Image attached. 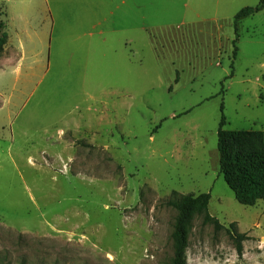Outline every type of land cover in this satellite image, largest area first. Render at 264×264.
I'll use <instances>...</instances> for the list:
<instances>
[{
    "label": "rangeland",
    "instance_id": "obj_1",
    "mask_svg": "<svg viewBox=\"0 0 264 264\" xmlns=\"http://www.w3.org/2000/svg\"><path fill=\"white\" fill-rule=\"evenodd\" d=\"M138 1L132 63L84 83L52 59L29 89L15 61L0 70V264H170L174 193L211 194L221 227L195 219L188 264H264V203L237 202L218 152L223 114L264 133V11L239 23L233 59L234 18L261 0ZM263 150L252 134L227 146Z\"/></svg>",
    "mask_w": 264,
    "mask_h": 264
},
{
    "label": "crops",
    "instance_id": "obj_2",
    "mask_svg": "<svg viewBox=\"0 0 264 264\" xmlns=\"http://www.w3.org/2000/svg\"><path fill=\"white\" fill-rule=\"evenodd\" d=\"M12 4L14 10L4 12L8 39L0 70L15 61L20 76L26 71L25 89L37 72H48L52 59L67 61L69 75L83 77L86 83V77L96 81L105 75L108 59L132 63L137 56L133 44H137L138 0H18Z\"/></svg>",
    "mask_w": 264,
    "mask_h": 264
},
{
    "label": "trees",
    "instance_id": "obj_3",
    "mask_svg": "<svg viewBox=\"0 0 264 264\" xmlns=\"http://www.w3.org/2000/svg\"><path fill=\"white\" fill-rule=\"evenodd\" d=\"M264 11V0L255 7H247L241 10L234 18L235 40L233 41V59L239 52L240 42L239 23L246 18L252 17ZM5 29V28H4ZM5 31L0 37V54L7 44ZM234 63L231 64V75L233 77ZM224 108L222 107V112ZM227 125L224 114L218 130V152L220 154V173L231 191L235 194L239 204L254 207L259 202L264 203V150L261 152H250L242 156H229L227 146L230 142H237L241 138L252 134L257 136L261 142L264 141L263 132H244L225 130ZM211 194L203 193L198 196L178 195L174 193L166 205L177 212L174 225V258L170 264H188L187 251L189 247L190 233L196 218H202L204 224H212L220 229L219 221L210 214L209 205ZM232 233L243 240L244 236L238 235L235 225H231ZM242 251L241 246H238Z\"/></svg>",
    "mask_w": 264,
    "mask_h": 264
}]
</instances>
